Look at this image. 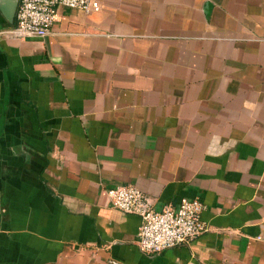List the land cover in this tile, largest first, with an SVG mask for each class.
Returning a JSON list of instances; mask_svg holds the SVG:
<instances>
[{
  "label": "crops",
  "instance_id": "obj_1",
  "mask_svg": "<svg viewBox=\"0 0 264 264\" xmlns=\"http://www.w3.org/2000/svg\"><path fill=\"white\" fill-rule=\"evenodd\" d=\"M0 0V264H264V0H92L46 37ZM208 229L147 254L141 219Z\"/></svg>",
  "mask_w": 264,
  "mask_h": 264
},
{
  "label": "built area",
  "instance_id": "obj_2",
  "mask_svg": "<svg viewBox=\"0 0 264 264\" xmlns=\"http://www.w3.org/2000/svg\"><path fill=\"white\" fill-rule=\"evenodd\" d=\"M61 7L89 13L92 0H19L14 31L22 37H46ZM107 194L113 207L140 217L137 245L144 253H159L191 241L208 229L201 217L205 206L199 198H185L177 207L157 210L136 185H120L108 189Z\"/></svg>",
  "mask_w": 264,
  "mask_h": 264
},
{
  "label": "water",
  "instance_id": "obj_3",
  "mask_svg": "<svg viewBox=\"0 0 264 264\" xmlns=\"http://www.w3.org/2000/svg\"><path fill=\"white\" fill-rule=\"evenodd\" d=\"M19 0H9L6 5L5 16L10 22H14Z\"/></svg>",
  "mask_w": 264,
  "mask_h": 264
}]
</instances>
